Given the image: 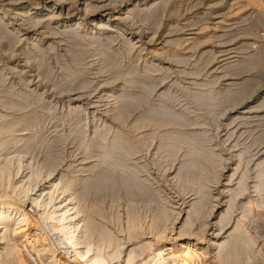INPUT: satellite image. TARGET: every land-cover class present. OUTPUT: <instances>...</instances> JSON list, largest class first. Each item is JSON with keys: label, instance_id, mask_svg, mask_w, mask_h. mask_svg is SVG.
<instances>
[{"label": "rangeland", "instance_id": "obj_1", "mask_svg": "<svg viewBox=\"0 0 264 264\" xmlns=\"http://www.w3.org/2000/svg\"><path fill=\"white\" fill-rule=\"evenodd\" d=\"M21 1H26L27 3L35 0H0V12L5 13L8 17V19L6 18V20L0 22V115H3V118L0 116V130L4 129L0 131V145L5 141L10 142L7 148L5 147L6 151L3 150V145H1L2 147L0 146L1 162L4 161L2 159H4L5 156H9L8 152L12 150H9L10 146L14 145L12 141L15 142V140L18 139L17 137H20V134H28L29 131L30 135L36 131V138L33 140V146L29 151V155L31 154L34 156L36 162L41 161V158L43 159L45 156H56L58 162L61 161L56 170L66 169L65 166H67L69 162H72L71 164L74 169H78L83 162H87V159L84 160L82 157H84V150L88 144L91 145L89 149L94 152L99 149L102 150L101 148L104 147L103 151L106 150L113 152V154L117 153L116 151L120 147H117L116 144L113 145L116 141L111 138L113 137L111 134H113L112 131H114V133L122 131L121 134L126 138V144L123 149L121 146L119 150H125L126 147H134V149H138L139 151L135 150V154H131L129 158L133 157L130 158L131 161L136 160L135 162L139 165L143 164L141 165L142 171L140 172V175L143 174L144 176L146 174L150 181V187L161 190L162 194L164 193V196H166L167 199L171 198L179 203L181 201L180 199H187L191 195V193L189 194L188 190H186L188 188L185 189L187 184H185L186 182L183 179L176 181L173 178L181 159H179V161H174V163L167 159L165 162L161 163L163 161L161 158V150L166 145H173L182 152L187 149V142L191 139L196 143L201 140L194 138L195 135H191V130H205L212 136L209 145L211 147L217 145V148H215L218 149V152H220L225 159L229 158L227 162L225 161L227 167H224L226 165L223 164L218 171L219 173L217 172L216 182L211 189L215 188L216 190L217 188V190H221V184L227 182V180L224 179L225 176L230 173V168L235 167L234 162L237 160H239L237 164L240 162L241 165L239 164L240 166L237 167L238 169L232 181L236 182V177L247 171L246 175L249 177L247 181L251 184L255 173L252 170V164H247V158L253 154V149L250 148V153H248V155L244 156L243 154V157L240 156V160L233 155L236 154L235 151L237 149L245 144L246 140H244V136L241 135L239 137V134L237 133L230 137L228 136L229 138L227 139V132L233 130V128L239 127V124L236 121L231 122V116L236 115V111L242 110L239 108L241 104L237 105L238 107L235 106L231 108L227 102V98L229 96L228 94H231V91L237 87L236 84L242 82L245 77L249 78V76H253L255 79H258V76L260 75V71L258 73V70L256 69L250 70L245 64V66H243L242 63H244V61L241 63L242 60L252 56L251 54L256 52L259 53H256L259 61H261L264 56V19L261 15H257L254 6L248 5L246 7L235 9L237 8V5L234 3H238L240 0H236V2L233 0H144L146 5H144L143 0H91L94 4L107 5L108 9L105 11L106 13L120 11V9H125L126 6H132V4L134 5L135 3L137 10L136 12H133L128 20L122 21L123 23L121 24L122 26L120 30L111 34L102 32V30L99 32L97 31L102 37H99L101 38L100 40L102 44L100 48L93 51L91 50L90 45H88V40L82 37L86 30L85 27L77 29V33H71V25L68 24L65 27V23L62 22L63 20L61 22L52 23V21H49L48 17H45L44 24L49 23L53 26V30H51L52 32L48 31L50 33L45 35L40 36V29H37V27H27L28 25L22 26L25 30L23 29L21 32H15L13 28L16 29V26H13V24H18L21 21L20 11L18 9L24 7L22 4H19ZM165 1L166 4L164 3ZM257 1L264 6V0ZM151 2L155 3L153 4ZM232 4H234L235 11L232 9ZM139 9L141 10L139 11ZM68 10L72 15L77 17H86L82 11L77 12V10L71 6L65 7V12H68ZM263 10L264 8H262V11ZM236 11H238L239 14L236 13ZM65 12L63 11V15L66 16ZM235 14L237 15L233 16ZM232 16L234 20H231ZM237 16H239V18ZM216 21L220 22L219 26L221 25V27L215 29L218 31L213 30V23ZM89 23L90 22H87L86 25H89ZM233 23H236L237 25ZM231 24L234 26H231ZM64 27L68 30L66 31ZM244 27L247 28L245 29ZM249 30H251V34L249 33ZM11 31H13V33ZM131 31L134 33L133 43H136V48L127 51L124 50V37L122 36L127 35V33ZM245 31L248 34H246ZM8 32L11 33V35L8 34L10 36H7ZM213 33H217L219 38H215L214 34V37L208 38L207 41L201 39L197 43L196 41L194 43L192 40V44L189 39L190 37H204L205 35H211ZM13 34L15 36H13ZM37 36L38 39H35ZM185 39L187 40L185 41ZM177 44L179 46H177ZM140 48L142 54L139 56L135 53V49L139 50ZM99 49H104L102 51H105L104 54H107L110 60H104L105 62L103 60L101 61L99 57L103 52ZM162 49L163 52L161 51ZM206 50H209L210 52ZM221 50L228 51H226V53L221 52ZM172 52L177 53L179 56L176 57V54H173L172 56ZM245 54H247V56ZM232 55L234 57L227 61L234 60V62L230 65H225L226 67H220V69L219 66L225 63L220 61ZM146 58L155 63L156 67H148V64L145 61ZM174 58L176 59L174 60ZM180 60L184 61L182 62ZM110 62L118 69L116 70L117 72L120 71L119 74L116 72L113 74L115 76L117 74L121 75V78L118 75L115 77L111 72L106 71L108 69H106V66H109ZM39 63L41 66L38 67ZM160 64L164 67L161 65V68L159 66ZM12 65L14 66V69H10ZM101 66L105 67L102 69ZM241 66H243V68H241ZM148 72H150V74ZM250 72L252 74H250ZM147 74L153 76L150 78H153L152 84L154 85L149 89L151 92L145 90L141 92V90H143L142 86H145L143 84L147 82ZM160 79L162 80L160 81ZM229 81H232L235 85L231 84L226 86L225 84L229 83ZM83 82L84 84H82ZM81 84L84 85V87H81ZM260 85L263 86L264 83H261ZM260 85L258 86L260 87L258 92L264 89V86L261 87ZM127 86L131 89L135 87L136 90L134 91H138L140 94V96L137 94L138 96L135 95L134 98L132 97L136 108L133 106H131V108L130 106H123L127 105V99L124 100L125 97H122L124 96V93H127L130 90ZM112 88H114L115 93L117 94L111 95L112 99L111 97L109 98L111 103L108 106L109 109L115 110H113V112H107V105L105 104V101H103L104 98L101 99L100 96L107 94ZM224 89L226 90L224 91ZM227 89L230 91H227ZM22 91L26 93H23ZM160 91H166L167 95L163 102L166 107L164 106L163 109L156 111L159 115L167 116V110L175 111V115L182 114L184 113V110H187L191 115H196V118H190L191 120L189 118H183L180 119L181 121H175V118L171 117L174 120L167 119L165 123L161 122L159 124L160 117H156L157 119L154 120V123L149 125L144 124L143 121H141V116H143L141 114H145V110L147 111L151 108L150 103H158V97L161 94ZM131 92H133V90H131ZM158 92H160V94ZM19 93L24 96L27 94V98L20 96L21 94ZM76 97H79V100L74 103L72 98ZM252 99L253 97L249 98L247 101ZM10 101H13V103L20 101L18 104H21V107L15 106L14 108L13 103ZM7 102L12 104L10 108L7 107ZM112 102L113 105H111ZM16 108H18V110ZM126 109L128 110L127 113ZM118 110L121 112H118ZM260 110L264 111V105ZM84 112H86L87 115H84ZM198 114V117L201 119L197 117ZM119 115L121 116L118 117ZM134 119L137 120H135L136 122L132 125ZM85 120L86 122L83 123L82 121ZM104 123L107 124L111 131L107 132L105 136L107 138L101 139L99 138L101 134L100 129ZM135 123H138V127L135 126ZM194 123H197V125ZM229 123L231 124L230 126ZM177 125L179 127H177ZM15 128L18 130H16L17 132L14 131ZM95 128H99L96 134H94ZM11 130H13L14 133L10 138L9 135L12 133ZM20 130H22V132H20ZM188 133L192 137L189 136L188 139H185ZM184 135L185 137H182ZM6 138H9V140ZM250 139L251 137L248 139V142ZM165 142H169V144H166ZM114 156L116 157L115 154ZM90 160L91 159H88V161ZM104 166V169H107V172L113 173L114 177L112 178L115 183L111 187L108 184L104 187L105 190L101 191L99 195H92V193L87 194L85 196L86 200L84 199L83 201L85 205H89V203L94 204L91 202L93 200L97 207L102 206L103 208L95 209L99 212L102 222L105 221L103 224H107L115 217L119 218L120 216L119 219H123L125 216V206L130 201L129 196L124 191L125 189H123L124 187L121 184V187L119 186L118 182L120 180V174L122 173L121 175H124L125 177H121L126 179L135 180V178L133 179L132 172L130 173L126 169L118 171V169L113 166V168L107 165ZM12 167H14L13 164H11V168ZM102 168V166H96L95 168H92L91 172H93H90V174L96 176L99 172L101 173ZM13 169L14 168H12V170ZM108 169L115 170L110 171ZM208 172L205 173L207 175L204 174V176H206L205 179L212 177L210 174H213V172L211 170ZM116 180H118V182ZM151 184L153 186H151ZM181 188L184 190H181ZM250 194L252 195V193ZM133 202L132 206L138 209L139 212L145 211L142 201L139 202L137 199L136 202ZM26 206L27 208H30L31 203L27 202ZM235 210L237 209L235 208L232 212L231 220L235 219L234 216L237 214V211ZM258 219L260 221L259 226H261V229H259L264 234V218ZM66 248L63 249L64 256L67 258H73L71 252L68 250L69 248ZM249 253L251 252H248V256ZM27 255V257L30 258L29 254ZM245 255L243 254V257L241 256L244 258H241L242 264H246V258H248L247 260H252V257L249 258L250 256L248 257ZM33 261L34 260H31L30 264L31 262L32 264L36 263V261ZM188 262L189 264L195 263L194 260L190 259L185 261L184 264H188ZM258 264H262V261Z\"/></svg>", "mask_w": 264, "mask_h": 264}, {"label": "bare ground", "instance_id": "obj_2", "mask_svg": "<svg viewBox=\"0 0 264 264\" xmlns=\"http://www.w3.org/2000/svg\"><path fill=\"white\" fill-rule=\"evenodd\" d=\"M233 1L236 2V0ZM240 1H238V3H234L237 5V8L235 9H238L239 7H246L248 5L254 6L257 15H261L264 19V10L262 11L264 6L261 5V3H259L257 0ZM143 2L144 5H146L144 0ZM25 3L26 1H21V3H19L24 7L18 9L20 11L21 21L18 24H13V26H16V29L13 28L15 32L23 31L24 28L22 26L28 25L27 27H37V29H40L39 35L41 36L50 33L52 32L51 30H53V26H51V24H44L45 17H48L49 21H52V23H57L59 21L61 22L63 20L62 22L65 23V27L68 24L71 25V33H77V29L85 27L86 30L82 37L88 40V45H90L91 50L93 51H96L101 47L102 43L100 39L102 37L98 33L100 30L107 34H111L117 30H120L122 26L121 24L123 23L122 21L128 20L133 12L137 11L136 3L134 5L132 4V6H126L125 9H120V11L112 13L105 12L108 9L107 5L94 4L91 2V0H35L27 2L26 4ZM164 3L166 4V1ZM234 4H232V9H234ZM66 6L73 7L77 10V12L82 11L86 17L84 18L82 16L77 17L72 15L69 10L68 12H65ZM141 9H139V11ZM63 11L65 12L66 16L63 15ZM236 13H238V11H236ZM236 15L237 14L233 16ZM233 16L231 20H234ZM239 16L237 17L239 18ZM6 18L8 19L6 14L0 12V22L6 20ZM87 22H90L89 25H86ZM219 23V21L213 23L214 29H212L215 30L221 27V25L219 26ZM231 26L234 25L231 24ZM65 29L66 31L68 30L67 28ZM250 31L251 30H249V33ZM11 32L13 33V31ZM8 34L11 35V33L8 32L7 36H10ZM214 34L215 33L205 36L202 34L204 37H195L193 35L194 38L190 37L189 39L191 40L192 44V40L194 43L195 41L197 43L201 39L207 41L208 38L214 37ZM133 35V31H131L127 33V35L122 36L124 37V50L130 51L136 48V43H133ZM13 36L15 35L13 34ZM215 38H219L217 33L215 34ZM35 39H38V36ZM186 40L187 39H185V41ZM177 46L179 45L177 44ZM161 51L163 52V49ZM226 51L228 50H221V52ZM102 52L103 53H101L99 57L101 61L110 60L108 55L104 54L105 51ZM135 53L140 56L142 54L141 48L139 50L135 49ZM256 53L259 54L258 52ZM256 53H253L254 55L251 54L252 56L248 57L249 59L242 58L244 60H242L241 63L244 61V63H242L243 66H248L250 70L256 69L258 70V73L260 71V75L258 74L259 78L255 79L253 76V78L251 76H249V78L245 77L242 82L236 84L237 87L231 91L232 93L228 94L229 96L227 95V102L231 108L241 104L239 108L242 109L240 111H236V115L231 116V122L236 121L239 124V127L234 126L237 128H233V130L228 131L227 139L233 134L237 133L239 134V137L241 135L244 136V140H246V142L244 141L245 144H243L241 148L237 149L235 151L236 154L233 155L238 159L243 157V154L244 156L248 155V153H250V148L253 149V154L249 157L247 156V164H252V170L255 173L251 184H249L247 181L249 178L247 177L248 175H246L247 171H244L245 173L236 177V182L232 181L238 169L237 167L241 165L240 162V165L237 164L239 161L237 160L234 162L235 167L230 168V173L225 176L224 179H226L227 182L221 184V190L218 189V191L217 188L216 190L215 188L211 189V187L216 182L217 172L220 170L223 164L226 165V162L229 160V158L225 159L223 155L218 152V149H216L217 145L214 147L209 145V141L211 140L212 136L209 135L210 133H207L205 130L192 131L189 129L192 132L191 135H195L194 138L201 140L196 143L192 141V139H189L190 141L187 142V149L182 152H180L179 149L173 145H166L161 150V158L163 160L161 163L165 162L167 159L171 160L172 163L181 159L180 163L177 162L179 167L177 166L178 169L173 175V178L176 181L183 179L186 182L185 184H187L185 189L188 188L186 190H188L189 194L191 193L187 199H180L181 203H178L169 197L168 198L171 200L167 199L166 196H164V193L162 194L161 190L150 187V181L146 174L144 176L143 174L140 175V172L142 171L141 165L143 164L139 165L137 162H135L136 157L134 158L135 161H131L130 158L133 157L129 158V156H131V154L134 155L135 150L138 149H134V147H126L125 150H119L121 146L123 149L124 145L126 144V138L121 134L122 131L115 133L112 131L113 134H111L113 135L111 138L116 141L114 143L112 142L113 145L116 144L117 147H120L116 151L117 153H114L116 157L114 156L113 152L106 151L105 149V151H103L104 147L101 148L102 150L99 149L95 152L91 151L89 149L91 145L88 144L84 150V157H82L84 160L87 159V162L85 161L81 165L79 164V168L74 169L71 164L72 162L68 161L69 163L67 166H65L66 169L64 170H56L61 162H58V158L56 156H45L43 159L41 158V161L36 162V158H34V156L31 154L29 155V151L33 146V140L36 138L35 134L37 133L35 131L29 135L28 131V134H20V137H17L18 139H16L15 142L12 141L14 145L10 146L9 150H12L8 152L9 156H3L4 159L2 160L4 161H0V264H30L31 260L36 261L35 264H184L185 261L190 259L194 260V264H242L241 258L243 257V254L247 255L248 252H251L249 253L250 257L248 255L247 256L249 258L252 257V260L250 259V261L247 260L248 258H246V264H258L260 261H262V264H264V234L260 231L261 226H259L260 221L258 219L264 218V111L260 110L264 105V89H260L261 91L258 92V89L260 88L258 86L261 83H264V56L262 60L259 61ZM173 54H176V57L179 56L177 53L172 52V56ZM245 55L247 56V54ZM232 57L234 56L232 55L228 58L222 59L220 62L223 61L225 63H221L222 65L219 66V68L233 63L234 60L227 61ZM175 59L176 58H174V60ZM207 60L209 59L207 58ZM145 61L148 64V67H156L155 63L150 61L148 58H146ZM102 64L104 65L103 62ZM161 65L162 64L159 66L161 67ZM39 66H41L40 63L38 67ZM243 66H241V68H243ZM104 67L105 66H101L102 69ZM162 67L164 66L162 65ZM10 69H14V66L12 65ZM106 69V71H109L112 74L114 72L119 74L120 72L116 71L118 69L111 62L109 63V66H106ZM148 73L150 74V72ZM149 74H147V82L143 84L145 86H142L143 90H141V92L144 90L151 92L149 89L152 88V85L154 84H152L153 78H150L153 76H150ZM250 74L252 73L250 72ZM118 76L121 78V75ZM161 80L162 79H160V81ZM82 84H84V82ZM231 84L234 83L229 81V83L225 85L228 86ZM260 86L263 87L264 85ZM81 87H84V85ZM127 87L130 90L127 93H124V96H122L125 97L124 100L127 99V105H122L125 107L130 106L131 108V106H133L136 108L133 98L135 95L139 94V92L134 91L136 90L135 87H133L134 89L129 88V86ZM131 90H133V92H131ZM225 90L226 89H224V91ZM227 91L230 90L227 89ZM160 92L158 93L160 94ZM114 94L117 93H115L114 88H112L109 92H107V94L100 96L101 99L104 98L103 101H105V104L107 105V112H113V110H115L109 109L108 106L111 103L109 98ZM25 95L26 96L21 94L20 96L27 98V94ZM166 95V91H162L158 97V103H150L151 108L147 111L145 110V114H141L143 116L140 118L144 124L149 125L154 123V120L157 119L156 117H160L159 124L161 122L165 123L167 119L171 120V117H174L175 121L183 118H196V115H191V113L187 110H184V113L178 115L174 114L175 111L173 112L171 110H167V116L159 115V113L156 111L163 109L165 106L163 102L165 101L164 98ZM252 97V100L247 101ZM72 100L75 103L79 100V97L72 98ZM10 102H7V107L9 108L13 101L11 103ZM18 103H20V101L13 103V107H21V104ZM111 105H113V102ZM16 109L18 110V108ZM127 111L128 110L126 109V113ZM118 112L121 111L118 110ZM84 115H87V113L84 112ZM2 116L1 118H3ZM120 116L121 115L118 117ZM198 116L199 114L197 117ZM135 120L137 119H134L132 125L134 122H136ZM82 122L84 123L86 120ZM230 123L229 126L231 125ZM135 124V126L138 127V123ZM194 124L197 125V123ZM177 127L179 126L177 125ZM16 130L17 128L14 129V131ZM98 130L99 128H95L94 134H96ZM100 131L101 134L99 133V138L105 139L107 138L105 137L107 132H110L111 129H109L107 124L104 123ZM11 132L10 135L8 134L10 138L14 133L13 130H11ZM20 132H22V130H20ZM191 135L188 133L186 137L185 135L182 137L188 139L189 136L192 137ZM250 137L251 139L248 142ZM6 139L9 140V138ZM8 144H10L9 141L1 143V145L4 147L3 150H5V147L7 148ZM166 144H169V142ZM88 159L91 160L88 161ZM11 164L14 165V167H12L14 168L13 170L11 168ZM104 165L111 167L113 166L117 168L118 171L126 169L130 173L132 172L131 174L133 175V179L135 178V180L123 178L125 176L121 175V173L119 182L116 180L120 187L121 185L124 187L123 189H125L124 191L129 196L130 201L128 200L129 202L125 206V216L123 219H119V215V218L111 217L112 219L110 218V223L112 224L107 223L109 225L103 224L105 221L102 222L99 212L95 209H100L102 206L97 207L93 200L91 202L94 204L89 203V205H85L83 201L84 199L86 200L85 196L87 194L92 193V195H99L101 191L105 190L104 187H106L108 184L111 187L115 183L114 179L112 178L114 177L113 173L107 172V169H104ZM96 166H102L103 168L101 173L99 172V174L94 176L90 174V172L92 168H95ZM224 167H227V165ZM112 170L115 169H111L110 171ZM209 170L213 172V174H210L212 177L205 179L206 176H204V174ZM151 186L153 185L151 184ZM181 190L184 189L181 188ZM250 193H252V195ZM137 199L139 202H143L145 211H141L142 213L132 206V203H134L133 201L136 202ZM27 202L31 203L30 208H27ZM235 208L237 209L235 210L237 211V214L234 216L235 219L231 220V214ZM65 248H69L68 250L71 252L73 258H67L64 256L63 249ZM27 254H29L30 258L27 257Z\"/></svg>", "mask_w": 264, "mask_h": 264}]
</instances>
